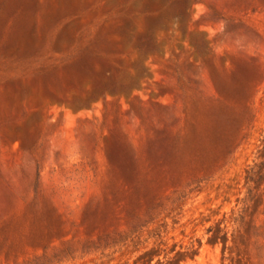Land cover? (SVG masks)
Listing matches in <instances>:
<instances>
[{
    "label": "rangeland",
    "instance_id": "rangeland-1",
    "mask_svg": "<svg viewBox=\"0 0 264 264\" xmlns=\"http://www.w3.org/2000/svg\"><path fill=\"white\" fill-rule=\"evenodd\" d=\"M148 1L0 0V264L66 244L57 264H264V0H190L159 52L105 56L127 18L101 16ZM85 58L134 86L89 98Z\"/></svg>",
    "mask_w": 264,
    "mask_h": 264
},
{
    "label": "trees",
    "instance_id": "trees-1",
    "mask_svg": "<svg viewBox=\"0 0 264 264\" xmlns=\"http://www.w3.org/2000/svg\"><path fill=\"white\" fill-rule=\"evenodd\" d=\"M132 0H123V3H128ZM190 5V0H149L145 5L141 7H136L133 5L130 10H123L119 8V4L112 7V9L108 12H105L101 18L108 17H124L127 18L126 22L123 25L118 26L114 31L119 34L125 36L124 38L118 41H111L106 47H104L103 53L105 56H119L123 55L127 52V50L132 47L137 50L140 55L145 56L147 54H153L159 52V44L156 41L155 31L156 30H164L167 31L170 27L174 28L175 23L170 22H179L180 24L184 23L187 18V9ZM163 10H166L163 13ZM142 17L144 21V29L142 31L136 32L137 26L134 23V20L137 17ZM98 17L94 18L97 19ZM85 26H82L79 30H77L76 35L79 34L81 29H84ZM181 31L184 33V27H180ZM110 32L106 33L104 37H106ZM100 38V42L104 43L105 38ZM71 41V40H69ZM80 41L79 39H74L71 41L70 45H68L64 50H58L56 53V57L53 59L54 64H64L70 61L73 57L78 55L81 51V47H78L77 43ZM81 41L83 46L94 42L92 38V30L90 29L84 37H81ZM106 43V42H105ZM121 45V47H118ZM195 49L199 56L203 55L204 47L202 45H196ZM86 57L89 60L95 59L97 53L91 47H87L86 49ZM49 52H44L38 59V63H42L46 56L50 54ZM85 57V55H84ZM139 76H143V71H139V64L136 63L133 65ZM30 67H28L29 69ZM122 66H114V72H118ZM19 70V69H18ZM77 71L79 73V77L76 80L71 79L69 83L75 86L80 92H83L84 86L82 82L85 78H87V83L91 85V93L89 98H94L98 95H102L104 92H109L111 94L127 92L130 90L135 82H130L126 80L125 76H121V78H116L114 73H111V67H106L101 71H95L93 65L88 64L86 58L83 59V62L78 65ZM108 71V73H107ZM171 76L179 83V81L184 80L186 84L190 85V80L185 79L183 75L178 72V68L176 66L173 67L172 72H170ZM244 96V95H243ZM216 121L218 128L224 130V126L222 124L223 118L221 116H211ZM240 117L234 118V120H228V126L233 128L237 122H240ZM262 149H264V143L262 145ZM227 154H230L228 152ZM197 156V155H196ZM198 160L201 162L203 157H198ZM35 177L32 181V190L35 193L37 187V181L39 178V171L37 169V163L35 162ZM253 168L250 169V172H253ZM207 178H198L195 182L199 183ZM159 204L150 207L149 209L154 210ZM159 236V234H156ZM127 238L120 236L117 241H113L115 244H126ZM139 244L138 241L133 243V246L136 247ZM70 252V244H66L61 249L53 250L52 252H47L42 255H37L32 257L31 259L20 262L17 264H57L62 261Z\"/></svg>",
    "mask_w": 264,
    "mask_h": 264
}]
</instances>
